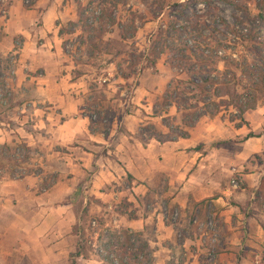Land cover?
<instances>
[{"label": "crops", "instance_id": "1", "mask_svg": "<svg viewBox=\"0 0 264 264\" xmlns=\"http://www.w3.org/2000/svg\"><path fill=\"white\" fill-rule=\"evenodd\" d=\"M62 4L63 0L50 1L43 18L46 25L37 35L42 43L29 40L23 53L29 68L43 71L33 82L45 91L44 97L33 99L28 113L22 106L18 115L31 124L21 120L10 127L12 115L0 112V164L8 160L4 149L18 141L47 148L35 158L46 164L45 177H6L0 182L2 206L13 215L6 231L20 235L16 249L38 264H105L106 259L90 249L75 256L81 239L75 231L73 199L80 196L89 201L88 213L95 217L104 216L114 204L119 226L145 231L153 222L162 241L153 252L158 264L176 259L175 246L185 256L182 264H203L202 252L211 248V242L204 243L202 231H213L216 224L221 230L219 242L213 243L218 264H252L264 249L260 218L264 204L258 199L264 189V100L245 112L247 122L241 125V119L231 120L222 112L205 113L187 125L175 102L160 110L173 78L152 68L142 69L129 99L128 79L121 75L101 85L97 96L98 86L92 88L86 74L73 77L58 34L53 32L55 39L50 38ZM13 7L16 12L21 0ZM29 11L9 19L0 50L13 49L16 32L32 36L23 25V20L33 22ZM91 108L101 109V119L90 118ZM158 118H170L188 134L176 136L168 124H162L159 133L148 131V124L155 130L151 119ZM42 182H47L45 190L40 189ZM145 196L162 198L161 210H145L140 201ZM123 200L132 203L129 209L119 210ZM170 206L180 210L178 223L169 214ZM211 214L215 225L209 221ZM184 229L189 235L175 245V232Z\"/></svg>", "mask_w": 264, "mask_h": 264}, {"label": "rangeland", "instance_id": "2", "mask_svg": "<svg viewBox=\"0 0 264 264\" xmlns=\"http://www.w3.org/2000/svg\"><path fill=\"white\" fill-rule=\"evenodd\" d=\"M50 1L21 0V7L15 12L13 7L15 0H0V43L5 34V26L13 14L19 12L21 14L25 10H30L32 18L28 19L33 21L23 20V25L26 26L28 33H31L32 36L16 32L13 37V49L0 50V112L2 110L10 112L12 115V118H9L10 127H16L21 120L28 121L26 124L30 125L31 121L28 118L18 117L21 107L25 106L26 113H28L33 108L32 100H39L41 97H44L45 91L38 88L33 82L43 71L41 68H29V61L23 60V53L29 49V40H32L34 43L37 41L38 44L42 43L37 35L39 29L46 25L43 18L49 10ZM105 1L110 0H63V4L59 7L61 14L53 22V26L51 27L53 31L50 32L51 40L55 39L52 37L53 32L58 34L56 40L61 45L65 54L63 60L70 65L69 70L73 77L77 78L81 74H86L92 88L98 86L96 90L94 89V94L97 96L101 95V90L103 89L100 86H105L112 82V78L120 75V71L122 70L124 73H130V76L126 78L128 82L125 84L127 86L125 88V98L129 99L132 96L135 88L134 83L136 82L135 73L131 72V66H133V71L134 69L152 68L154 69L153 71L162 73L164 77L172 76L173 79H171L169 84L173 83V87L179 86L183 88L184 86H190L187 82L190 74L185 70L186 68L175 67L173 65L174 63H178V58L171 57L169 59L166 53L160 56L152 53L150 56L151 60L155 59L156 61L155 63H151L149 59H142L139 56L141 51L147 50L150 43L157 44L155 41L158 32L161 28L167 29L169 22L172 20L178 21L181 25H186L188 31L192 32V34H197L201 30L204 35L208 36L214 30V27L222 29L230 38L237 39L230 42L231 46L228 49L221 48L223 53L233 55L239 60H243L244 58L250 60L256 52L251 48L253 45L252 40H241L237 36L238 33H234L233 31L237 30L245 36L260 33L261 38L264 40V0H146L149 5L147 7L142 6L141 2L143 0H112L110 7L105 4ZM177 2H181L184 6L177 7L175 5ZM210 3L214 6L216 14L210 12ZM113 4H116L118 9L115 14L114 9L116 8ZM168 4L170 7H167ZM161 7H163L162 11H160ZM104 10L105 21L102 23L107 28L99 33H89V28L86 27L87 20L90 19V21L94 22L95 27L98 26L101 23L97 22V18ZM113 16L118 21L124 23H130L129 21L134 18L137 27L136 35L132 38L123 39L121 32L118 30V25L112 24ZM220 17L225 19V22L220 20ZM23 18H25V14L21 15V19ZM254 20H258L259 23L254 22ZM255 24L260 25V28L258 29ZM244 25L248 29L244 28ZM169 31V35L173 39L172 41L176 43L177 47H182L186 40V33L174 31L173 29ZM199 39L202 41L203 38L200 37ZM210 40V38H207V42ZM261 50L264 52V46H262ZM191 62L194 68L191 76L198 79L201 74V71L198 70L202 66L197 62L195 57L192 58ZM209 66L212 67L214 65L210 64ZM119 68L121 69L120 71ZM219 68L222 72L214 75L221 80L228 79V73L224 71L225 68L222 62ZM160 69H163L162 72ZM114 72L115 74L112 76ZM26 77L32 80L25 81L24 78ZM168 99L165 98L163 102L160 101V110L165 109L166 105L173 102L172 98ZM207 99H211V97L208 96ZM215 99L219 100L220 98ZM262 100H264V92L259 94L256 104ZM220 109L224 116L228 118L231 116L232 110L225 111V106H221ZM89 112L92 120H99L103 116L101 109L98 108H91ZM151 122L155 130L149 124L147 125V130L153 133H159L162 129V124L176 126L170 118L151 119ZM43 134H45V131ZM18 143L19 145H11L3 151L8 155V160L7 163L0 164V182L6 177L13 179H21L26 176H34L40 179L45 177L47 171L46 164L36 162L35 158L44 155L43 153L47 151V148L28 147L23 141H18ZM2 150L0 148V152ZM47 164L50 165L49 162ZM59 167H63V164L59 165ZM46 184L47 182L45 184L42 182L40 189L45 190L47 188ZM262 191H259L260 195L258 196V199L261 200V205L264 204V189ZM140 201L144 205L145 210H154L157 207L160 211L163 199L160 197L156 199L155 196L152 198L145 196ZM1 202L0 196V264H38L30 255L16 249V240L20 235L14 232L10 234V232L6 231V224L9 220H12L13 215L2 206ZM88 204L89 201L84 197H76L75 208L77 210L78 221L75 231L79 233L81 242L82 236L79 228L85 226V231L90 237L85 249L87 251L90 249L104 253L106 255L104 257L106 259L105 264H111L112 260L118 259L117 253L110 252L104 245L111 240L113 234V241L124 242L126 235L123 230L126 228L119 226L118 222H116L118 214L114 204L109 205L107 213L101 217L89 215ZM130 205L132 203L128 202V200H123L119 204V210H121V207L129 209ZM168 209L170 211L169 214L178 223L180 210L176 206H170ZM187 218H189V215ZM260 218L264 228V213ZM210 220H212L214 225L216 224L214 214L209 215ZM189 223H193V217ZM193 227L195 228V226ZM212 230L202 231L203 235L201 237L204 243L211 242V248L202 252L203 264H218L215 254L217 244L213 243L219 242L221 230L218 224ZM144 232L145 236L149 237L150 240H155L150 242L151 247L155 249L157 246H161L162 241L154 232L153 222L149 223ZM186 235H189L188 230H177L173 237V243L175 245L176 243L181 244ZM173 252L177 255L176 259L167 261L165 264H182L185 256L181 253L179 246H175ZM150 256L154 257V254L150 253ZM259 256L254 257L252 264H264V249L259 253ZM156 258L154 257L151 260L150 257L147 264H158V259Z\"/></svg>", "mask_w": 264, "mask_h": 264}, {"label": "trees", "instance_id": "3", "mask_svg": "<svg viewBox=\"0 0 264 264\" xmlns=\"http://www.w3.org/2000/svg\"><path fill=\"white\" fill-rule=\"evenodd\" d=\"M111 3L112 0L105 1V4L109 7ZM141 4L144 7L149 6L146 0H143ZM113 5L116 8L114 9L115 14L118 9L116 4ZM175 5L177 7L184 6L181 2H177ZM167 7H170V5L168 4ZM162 9L163 7H161L160 11H162ZM210 12L216 14V10L211 3ZM104 17L105 10L97 18V22L101 24L96 27L94 22L90 21V19L87 20L86 27L89 28V33H99L107 28L105 24L102 23L105 21ZM219 19L225 22V19L221 17ZM255 21L259 23L258 20H254V22ZM129 22L130 23H124L118 21L116 17H112V24L118 25V30L121 32L123 39L132 38L136 35V20L132 18ZM255 25L258 29L260 28V25ZM244 28L248 29L246 25H244ZM170 29L186 33V40L182 47H177L176 43L172 41L173 39L169 35ZM230 30L232 31V29ZM233 32L238 33L237 36H239L241 40H252L253 45L251 48L256 54L250 60L247 58L239 60L233 55L223 53L221 48L228 49L229 46H231L230 42L236 41L237 39L230 38L222 29L214 27V30L208 36L204 35L201 30H199L197 34H192V32L188 31L186 25H181L175 20L169 22L167 29H160L155 41L157 44L154 45L150 43L147 50L139 53L140 58L149 59L151 63H155L156 61L155 59L151 60L150 56L152 53L156 54V56L166 53L169 59H171V57L178 58V63L173 64L175 67L179 66L186 68L185 70L189 72L190 76L187 82L190 86H184L183 88L179 86L173 87V83H171L166 96L169 99L172 98V101L183 111V120L187 125L196 123L205 113H210L211 115L218 114L221 112V106H225V111L232 110L229 118L231 120H236L237 118L241 119L238 123L241 125L247 122L244 118L245 112L255 106L259 99V94L264 92V52L261 50L262 46H264V40L261 38L260 33L245 36L237 30ZM126 33L128 34L126 35ZM200 37L203 38L202 41L199 39ZM207 38L211 40L207 42ZM194 57L202 66L198 70L201 71L198 79L191 76L192 72H194L191 60ZM221 62L225 68L224 71L228 73V79L226 80H221L214 75L222 72L219 68ZM210 64L214 66L210 67ZM132 69L133 66H131V72L135 73L136 82L134 86H136L142 69H134V71ZM120 70L119 68V71ZM120 72L123 78H128L130 76V73H124L122 70ZM208 96L211 97V99H207ZM215 98L220 99L218 100ZM169 126L176 136H185L188 134L187 131L179 130L172 125ZM75 200L76 196L73 201ZM79 232L82 236V241L80 242L79 250L75 256L86 252V244L90 240V237L85 231V226L80 227ZM123 232L126 235V240L124 242L113 241V234L111 240L104 245L110 252L117 253L116 256L118 259L112 260L111 264H147L150 257L151 260L154 259V257L150 256V253H153L155 249L151 247L149 242L150 239L145 236L144 231H135L126 228ZM99 253L103 257H106L104 253Z\"/></svg>", "mask_w": 264, "mask_h": 264}]
</instances>
